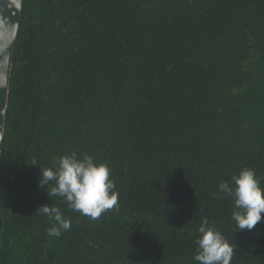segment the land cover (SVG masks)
Returning a JSON list of instances; mask_svg holds the SVG:
<instances>
[{
	"label": "trees",
	"instance_id": "16d2710c",
	"mask_svg": "<svg viewBox=\"0 0 264 264\" xmlns=\"http://www.w3.org/2000/svg\"><path fill=\"white\" fill-rule=\"evenodd\" d=\"M70 151L108 164L118 208L94 220L48 197L40 165ZM243 167L264 187V0L23 1L0 264H198L202 218L232 264H264V213L238 230L217 189ZM45 203L71 218L59 238Z\"/></svg>",
	"mask_w": 264,
	"mask_h": 264
},
{
	"label": "clouds",
	"instance_id": "9594fccd",
	"mask_svg": "<svg viewBox=\"0 0 264 264\" xmlns=\"http://www.w3.org/2000/svg\"><path fill=\"white\" fill-rule=\"evenodd\" d=\"M52 167H42L38 184L48 187V197L59 196L73 212L90 219H99L105 212L119 207V192L110 178L111 169L106 162H99L92 155L75 151L53 158ZM220 196L230 197L233 204L232 218L238 230H252L262 220L264 213V187L259 183L255 171L241 168L228 180L217 185ZM35 211L48 218L47 234L59 238L71 229L72 221L62 210L48 203ZM199 235L194 243L196 253L193 260L198 264H232L235 249L207 218H202L197 228Z\"/></svg>",
	"mask_w": 264,
	"mask_h": 264
},
{
	"label": "water",
	"instance_id": "95a60500",
	"mask_svg": "<svg viewBox=\"0 0 264 264\" xmlns=\"http://www.w3.org/2000/svg\"><path fill=\"white\" fill-rule=\"evenodd\" d=\"M24 0H0V163L15 42Z\"/></svg>",
	"mask_w": 264,
	"mask_h": 264
}]
</instances>
